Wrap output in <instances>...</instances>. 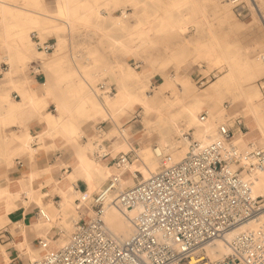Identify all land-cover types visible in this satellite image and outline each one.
<instances>
[{"label": "bare ground", "instance_id": "bare-ground-1", "mask_svg": "<svg viewBox=\"0 0 264 264\" xmlns=\"http://www.w3.org/2000/svg\"><path fill=\"white\" fill-rule=\"evenodd\" d=\"M2 1L0 0V24L2 29L9 32L15 30L18 34L3 35L0 37V42L12 47L16 51V57L20 55L23 60L27 57L42 58V54L27 48L25 34L31 29H41L48 32L51 29H57V27L55 28L56 22H62L69 27L73 21H82L88 24L92 19L112 20L114 21V26L120 28L123 24L122 19L127 18L128 14L124 11L121 13V18L114 17L113 14L118 11L119 6L125 7L126 4H129L136 11L140 7L137 1L134 0H129L128 2L126 0H111L100 3L91 2L90 0H81L79 2L77 0H64L62 4H56L51 6L53 9H48L46 8L47 6H43L44 0H34L35 6L40 13L32 15L27 9L29 6L28 0H24L21 3L24 8L8 5ZM175 9L179 13L184 9L197 13L200 9V3L197 0H188L185 5L183 4ZM102 12H105L107 17H102ZM118 18L122 22H117ZM138 26H141L140 22ZM142 32L144 33L145 31L136 32L137 37L133 38L127 45L132 46L140 40ZM62 43L60 40L61 45ZM110 45L114 49L122 50L125 47V41L112 39ZM244 56L246 59L241 58ZM197 57L205 60L204 63L208 65L205 68L207 72H218L221 75L208 86L203 94L199 95L195 94L193 85L191 88L183 89L186 85L185 83L189 82L188 79H177L180 86L178 84L173 85L179 87L180 93L184 92L186 97L195 95L196 100L185 105L180 97L173 100L167 98L145 108L146 120L143 124V134H134L131 128H125L124 138L121 132L116 129L111 135L117 138L114 143V149L115 151L125 149V154H132V161H127L124 165L115 163L113 167L107 166V163L103 162L104 160L95 155L102 150L105 153H109L111 157L113 153L107 147L103 148L101 144L96 143V151L93 152V157L91 152L93 146L91 143L86 146L79 144V140L84 134L81 124L83 122H105L108 120L113 122L112 117L128 114L131 106L139 104L142 100L141 94L147 85V71H143L141 74L129 71L125 76V83H123L122 79L117 81V79L112 78V84H115L117 89L116 94L111 92L110 87L101 91L97 84L98 81L85 78L81 74L76 76L72 72L65 75L66 78L61 86L63 91H61L71 98L64 100L53 99L57 114H48L43 121L49 134V139L60 137L76 146V164L72 166L73 170L68 174L67 178L71 183L77 181L78 178H82L87 185V191L84 193L79 192L71 186L67 191L60 189L61 202L59 203V210L53 215L50 211L51 206L50 208H43L41 212L45 218L40 216L42 222L48 223L51 228L57 225L60 230L64 231L69 227L73 228V225L75 227L83 218L87 220V217L92 216L89 205L93 202L94 196L104 195L108 179L116 177L119 180L117 190L105 194L106 205L102 220L108 234L114 240L119 243L127 240L133 234L132 219L137 210H120L116 206L117 195L136 184V172L143 174L142 182L146 181L152 175L158 173L159 170L169 168L182 161L192 143L204 146L216 140L220 125L217 126L218 117L213 116L217 115L219 111L216 106L221 103L223 91H227L228 96L232 99L237 97L242 99L240 109L243 112L244 122L248 125L251 122L259 132L258 138H253L251 132H240L232 141L241 156V165L245 166L252 162L250 154L257 149H264V101L258 100L259 94L257 91L245 92L243 85L252 82L257 75L264 71V41L257 45L255 44L247 55L242 53L241 57L239 55L236 56L228 49L218 50V47L215 46H209L207 50L199 53ZM251 57H256L255 63L250 62L249 59ZM203 59L201 60L203 61ZM47 90L45 86L32 87L30 91L34 99H27L23 102L33 104L34 108L39 110L42 101L35 100V98L42 95L46 96ZM20 91L25 92L26 90L21 89ZM22 96L28 97L25 93ZM98 96L106 97V103L102 104ZM131 97L135 99L133 104ZM18 109L20 108L18 107ZM203 111L207 113L208 119L206 117L204 121H201L200 114ZM221 125L229 126L228 121ZM105 134L106 132H104L102 137ZM186 135L192 136V142L186 138ZM107 138H110V136H107ZM126 174L129 176L124 179ZM243 176L251 184L252 197L254 199L264 197V170L254 171L250 174L245 173ZM128 181L131 183L126 185ZM69 193L71 194L69 195ZM29 197L32 198L33 194ZM74 199L78 201L75 202ZM69 209L72 210L71 215L67 213ZM58 217H62L60 222L56 221ZM73 221H75L74 224L72 223ZM256 229H264V214L257 220L249 222L239 230L230 232L224 238L207 246L205 253L211 261L220 260L229 254L228 243L237 232L254 231ZM68 241L69 239H66L64 244H53L55 250L63 248ZM46 242L51 245L50 240H46Z\"/></svg>", "mask_w": 264, "mask_h": 264}, {"label": "built area", "instance_id": "built-area-1", "mask_svg": "<svg viewBox=\"0 0 264 264\" xmlns=\"http://www.w3.org/2000/svg\"><path fill=\"white\" fill-rule=\"evenodd\" d=\"M227 2L236 17L250 13L243 0ZM35 45L45 55L55 50L48 42ZM206 117L203 113L201 121ZM235 125L240 127L241 122ZM104 132L103 124L95 126L94 134L102 139L97 144H104ZM233 136V126L220 125L212 143H192L178 164L120 192L116 206L137 210L133 234L127 240H114L102 220L105 194L116 191L119 184L111 177L105 194L95 195L89 205L92 216L75 225L68 243L51 252L46 241H39L43 254L29 264H264V229L237 232L228 243L229 254L220 260L211 261L205 253L207 246L264 214V197L254 199L251 184L243 176L264 170V149L253 151L252 162L242 166ZM95 155L102 160L110 157L102 150ZM112 160L124 165L129 157ZM39 216L44 217L41 211Z\"/></svg>", "mask_w": 264, "mask_h": 264}, {"label": "rangeland", "instance_id": "rangeland-1", "mask_svg": "<svg viewBox=\"0 0 264 264\" xmlns=\"http://www.w3.org/2000/svg\"><path fill=\"white\" fill-rule=\"evenodd\" d=\"M23 1L24 0H4L8 5L24 8L21 4ZM61 1L62 0H44V5L48 4L53 6ZM77 1L79 2L81 0ZM90 1L100 3L102 1L111 0ZM128 1L129 0H126V2ZM134 1H137L138 6L141 7H139L137 11L134 10L132 5L126 4L125 7L119 6L118 11L114 12V17L120 18L121 13L124 11L128 14L127 18L122 19L123 24L120 28L115 27L114 21L112 20L104 21L103 19H92L88 24L82 21H73L69 27L62 22H56L57 25L55 24V28L57 27V29H51L48 32L35 29L30 33L32 50L37 52L35 44L38 41L40 44L47 41L49 44L55 45V51L52 55L46 56L42 54L41 59L25 62V65L16 76V78L29 76L30 63L39 61L46 76L48 90L52 92L51 97L47 100L49 103V108L47 110L55 114L52 96H59L61 94V90L63 91L61 86L66 78L65 75L69 73L74 72L76 76L77 74H81L85 78L98 81L97 84L100 90L102 89L100 87L102 85L104 89L110 87L111 92L116 94V86L112 84L113 75L118 79L121 77L123 83H125L123 77H125L129 71H134L139 74L145 67L153 71L155 76L150 83H147L141 94L142 100H139V104L134 105L133 100L135 99L131 97L134 107L131 106L128 114H124L120 117H112L113 122L108 120L107 122L95 121L92 123L83 122L81 124L84 134L82 135L83 139L81 138L79 140V144L86 146L91 143L93 146L92 151H96L95 144L100 142L98 140H102L98 139L96 134H94L95 126L99 124H103L106 130V134L103 137L105 142L103 145L102 142L99 144H101L103 148H106L110 146L109 142L111 138H113L111 135L116 129L118 132H121L124 138L125 128H131L134 134H143V124L146 120L145 108L155 105L167 98L173 100L180 97L185 105L196 100L195 95L186 97L184 92L180 93L179 87L173 85L178 84L180 86L178 80H175L174 83L167 82L164 87H161L159 84L162 83V78L170 76L180 77L186 74L189 77V82L185 83L186 85L184 87L182 86L183 89L191 88L193 85L196 95L203 94L208 86L215 82L221 74L212 72L204 76L199 70L198 65H194V67L190 66L191 60H194L196 53L201 47L215 44L241 57L242 53L247 55L255 44L257 45L264 41V0H254L255 2L251 3H249V0H243L246 2L250 13L246 15L243 14L241 17L237 16V19L234 17L233 6L228 2H223V0H215V2L209 4L207 11L208 17L206 14H200L199 11L193 13L184 9L181 11L180 15L187 14L193 22L185 38L179 37L173 27L168 25L167 22H171L178 17L174 9L183 4L185 5L188 0ZM28 4L29 6L27 9L33 8L37 10L35 1L33 3V1L28 0ZM223 7L227 8L230 15L221 20L217 12ZM102 16L106 17L107 14L102 12ZM164 18L167 20H164ZM118 21L122 22L119 18L117 19V22ZM139 22L141 26H138ZM2 31V25L0 24V37L3 36ZM138 31H145V34L143 32L141 33L142 37L146 39L144 45L137 46L136 49L133 47L131 54H126L119 49L111 50L110 41L112 39L122 40L128 43L131 42L133 38L137 37L136 32ZM60 40L63 42L62 45L60 44ZM183 46L187 47V52L184 56L179 57L178 53ZM14 55L15 51L12 47H8V45L0 42V88L4 86V73L9 70V64L12 65L11 59ZM6 57L9 59L8 62L5 60ZM241 58L246 59L245 56ZM55 60H58V63L53 65ZM249 60L251 63H255L257 59L256 57H251ZM15 70V68H11L8 77H13L15 75ZM95 78H97V80H95ZM262 83H264V71L257 75L252 82L244 84L243 90L245 92L257 91L259 94L258 100L264 101V90L261 89L263 87ZM40 84L42 85L44 82L42 81ZM6 90L10 100L12 92L18 93L13 90L12 87H5V91ZM222 93L223 98L221 99V103L216 106L219 111L217 115L215 114V116H213L218 117L217 126L225 123V121H228V124L231 123V125L235 120H239L240 122L244 121L241 120V118L243 119V112H241L240 109L242 99L239 97L232 99L228 96L227 91H223ZM98 97L102 104L106 103V100L101 98L103 96ZM228 107H230V110L226 109ZM203 113L205 112L203 111L200 117ZM242 132L246 133L247 131L242 130ZM107 136H110V138H107ZM186 138H188L190 142L193 140L191 135H186ZM128 157L129 161H132V154L128 153ZM112 164H114V162ZM128 176L129 175L126 174L124 179H127ZM136 176V182L143 179V174L141 172H136ZM127 183L126 185H129L131 182L128 181ZM64 231L67 234L68 240L74 231V227H69Z\"/></svg>", "mask_w": 264, "mask_h": 264}, {"label": "crops", "instance_id": "crops-1", "mask_svg": "<svg viewBox=\"0 0 264 264\" xmlns=\"http://www.w3.org/2000/svg\"><path fill=\"white\" fill-rule=\"evenodd\" d=\"M31 1L34 3V0ZM197 1L200 3V14H206L207 16L209 4L215 2V0ZM63 2L64 0L58 4H62ZM223 2H227V0H223ZM43 6H47L46 8L48 9H53V7L48 4L44 5L43 3ZM30 9L28 10L32 15H34V13H40L38 10L33 8ZM174 12L178 14V17L167 23L173 27L179 37L185 38L186 35H188L190 26L193 22L187 14L180 15L176 9H174ZM217 14L221 20L230 15L225 7L219 10ZM234 17L236 18L235 15ZM164 20L167 19L164 18ZM246 21L249 22L248 20ZM34 30L35 29H31L25 34L27 48L30 50H32L30 33ZM2 34L17 35L18 33L15 30L9 32L3 29ZM145 43L146 39H144V37H141L139 44L137 41L132 46H128L127 44L129 43L125 42V47L122 51L126 54H131L133 47L136 49L137 46H142ZM209 46L218 47V50L222 49L219 45L215 44L203 46L196 53L194 60H191L190 63V66L193 67L194 65H198L199 70L202 74L204 73V76L210 74L205 70L208 65L204 63L205 60L203 58L197 56L199 53L207 50ZM111 50L116 49L111 46ZM186 52L187 47L183 46L178 53V56L182 57ZM36 53L43 54L38 50ZM37 59L38 58L27 57L23 60L20 55H17L16 57L15 51V55L11 59L12 65L8 63L9 70L4 73V86L0 88V264H29V262L40 258L43 253L39 248L38 243L41 240L51 241V245H49V251L51 252L55 251L53 244H64L67 239L66 232L60 230L57 225L51 228L48 223L42 222L40 220L39 211L43 208H50L51 206L50 211L55 215V212L59 210V203L61 202V196L59 194L60 189L62 191H67L71 186L79 192L84 193L87 191V185L82 178H78L74 183H71L67 178L68 174L73 170L72 166L76 164V146L66 142L60 137L49 139V134L44 125V118L48 114H52L47 110L49 108L47 100L51 97L52 92L47 90L46 96L42 95L35 98V100L42 101V105L40 106L41 109L39 108V110H36L33 104L23 102L27 99H34L32 92L30 91L32 87L45 86L48 89L46 76L39 61L30 63L29 76L16 78L21 68L25 65V62ZM201 59H203V61ZM5 60L8 62L9 59L6 57ZM55 63L57 64L58 60L53 62V65H55ZM11 68L16 69L14 72L15 75L13 77H8ZM143 71H147V83H150L155 76V73L149 70L148 67L143 68L140 74ZM180 78L188 79L189 77L186 74L180 77H165L162 78V83L159 85L164 87L165 83H174L175 80ZM113 79L119 81L122 78L120 77L118 79L114 76ZM123 79L125 82V77ZM95 80H97V78H95ZM42 81L44 84L41 85L40 83ZM5 87H12V89L18 93L12 92L10 100L7 90L5 91ZM21 89H25L26 91H20ZM23 93L27 94L28 97H23ZM70 98L71 97H68V95L62 91L59 96H52V99L57 100ZM101 98L106 100V97L104 96ZM53 105L55 108V114L52 115H56L57 109L54 103ZM18 107L20 109H18ZM226 109L230 110V107ZM241 120L243 119L241 118ZM236 121L237 120L232 122V125L229 123L230 127L233 126V139L235 136H238L240 132L244 133L242 130H246L249 133L251 132L253 138L259 137L257 128L251 122H249L250 124L248 125L244 121H241V126L237 127L235 125ZM116 140V137L111 138L108 149L111 150L113 154L111 157L103 161L105 164L107 163L106 165L109 167L115 166L112 164V159L128 155L125 154V149L115 151L114 143ZM92 150L91 152L93 155L94 151ZM32 194L33 197L30 198L29 196ZM70 194L71 193H69V195ZM74 201L77 202L78 200L74 199ZM71 212V209L67 210L69 215L72 214ZM88 218L90 217H87V219ZM61 220L62 217H58L56 221L60 222ZM74 222L75 221L72 223L74 224Z\"/></svg>", "mask_w": 264, "mask_h": 264}]
</instances>
